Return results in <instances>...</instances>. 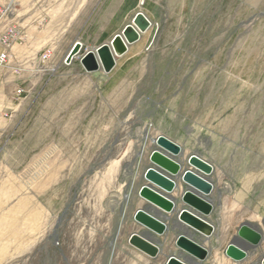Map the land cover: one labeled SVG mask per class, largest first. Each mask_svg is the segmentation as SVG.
Masks as SVG:
<instances>
[{
	"label": "rangeland",
	"instance_id": "rangeland-1",
	"mask_svg": "<svg viewBox=\"0 0 264 264\" xmlns=\"http://www.w3.org/2000/svg\"><path fill=\"white\" fill-rule=\"evenodd\" d=\"M129 6L127 23L141 10L152 25L109 73L78 58L42 63L49 47L23 31L0 66V264H164L178 254L174 230L184 228L163 214L155 259L127 242L143 232L133 214L146 205L137 190L158 135L179 146L156 147L184 167L192 153L213 166L207 219L223 244L198 264L248 263L224 253L244 222L264 245V0ZM100 26L82 28L84 45Z\"/></svg>",
	"mask_w": 264,
	"mask_h": 264
},
{
	"label": "water",
	"instance_id": "water-1",
	"mask_svg": "<svg viewBox=\"0 0 264 264\" xmlns=\"http://www.w3.org/2000/svg\"><path fill=\"white\" fill-rule=\"evenodd\" d=\"M151 25L149 18L138 10L130 22L113 35L109 42L87 49L82 54H80L81 43H74L65 56V62L69 64L78 58L87 72L101 70L109 73L116 65V58L124 55L129 46L137 42L141 34ZM159 141L174 151L180 150L175 142L163 135L152 139V143L157 145ZM156 146H153L149 152V166L143 171V184L137 190L138 197L146 205L136 209L133 214V220L143 228V232H132L127 242L150 259H155L160 254L159 246L148 239L146 234L162 236L168 229L162 219L149 212L148 208H152L170 216L178 223L179 229L180 226L185 228L183 231L181 229L182 232L177 234L174 240L179 253L168 255L164 264H192L187 258L202 262L208 257V250L192 234L209 238L214 232L213 225L207 220L213 209L207 199L213 190V185L206 178L212 173L213 166L192 153L185 158L184 167L172 157L173 153L167 151L169 153L167 154ZM179 183L183 189L174 196ZM262 240L263 236L257 228L246 222L241 223L237 235L226 245L224 253L235 263H240L247 258V249L256 250ZM257 264H264V255Z\"/></svg>",
	"mask_w": 264,
	"mask_h": 264
},
{
	"label": "crops",
	"instance_id": "crops-1",
	"mask_svg": "<svg viewBox=\"0 0 264 264\" xmlns=\"http://www.w3.org/2000/svg\"><path fill=\"white\" fill-rule=\"evenodd\" d=\"M14 1L16 4L19 2L24 3L21 4V6L18 8L15 6L14 18L22 28V31L26 34L28 42L35 44L33 46L35 48L49 47L52 50V56L50 58L49 64L54 66L60 65L62 63L63 58L67 55L70 48L76 42L81 43V51L85 48L93 49L102 43L109 42L113 35L118 33L127 23L126 19L130 11L129 0ZM98 11L100 13H98ZM92 12H94L93 17L99 16L103 18V21H92ZM96 25H101L100 30L98 28V33L93 37V40L96 41V44L91 46L84 45L83 41H86L89 37L84 38L83 36H81L82 28L91 26L95 27ZM145 33L141 34L140 39L137 42L129 46L128 51L125 54H127L134 46L139 44ZM122 56L116 58V63L118 58H121ZM148 210L158 218L162 217V214L160 212H157L154 209L152 211V208L151 210ZM174 232L175 240L177 234L181 233V231L176 229L174 230ZM192 235L203 246L209 248V255L211 252L219 249L223 244V240H221L219 236H215L217 237L215 238L217 239V244L212 245L211 243H202V241H204L203 238L195 234ZM227 244L228 242H226L225 247ZM263 255L264 245L262 243L256 250L249 251L248 257L250 260L248 263L240 264H257V262Z\"/></svg>",
	"mask_w": 264,
	"mask_h": 264
},
{
	"label": "built area",
	"instance_id": "built-area-1",
	"mask_svg": "<svg viewBox=\"0 0 264 264\" xmlns=\"http://www.w3.org/2000/svg\"><path fill=\"white\" fill-rule=\"evenodd\" d=\"M14 16V0H0V66H5L9 63L13 45L23 38L22 28ZM50 57L51 49L48 48L39 55V61L45 63ZM62 62L66 64L65 57ZM48 70L53 71L54 67H49Z\"/></svg>",
	"mask_w": 264,
	"mask_h": 264
},
{
	"label": "bare ground",
	"instance_id": "bare-ground-1",
	"mask_svg": "<svg viewBox=\"0 0 264 264\" xmlns=\"http://www.w3.org/2000/svg\"><path fill=\"white\" fill-rule=\"evenodd\" d=\"M15 2V1H14ZM150 29V28H149ZM148 29V30H149ZM147 30V31H148ZM208 199V198H207ZM209 200V199H208ZM212 225H213V228H214V231H215V229H216V227H217V225H215L211 220H210V218H208L207 219ZM185 229V228H184ZM213 234H214V232H213ZM213 234L209 237V238H204V237H202V236H200V235H198V234H195V235H197V236H199V237H201V238H203L204 240H206V241H210V243L212 244V245H214V243H215V239H214V237H213ZM215 236V235H214ZM153 238H154V235H150V240L152 241L153 240ZM216 238V237H215ZM203 242V241H202ZM207 246V245H206ZM205 247V246H204ZM206 248V247H205ZM207 250H208V255H209V252H210V250H209V248H206ZM111 252V251H110ZM173 252V251H172ZM190 262L191 261H195V260H193V259H191V258H187ZM199 262H197V264H198Z\"/></svg>",
	"mask_w": 264,
	"mask_h": 264
}]
</instances>
